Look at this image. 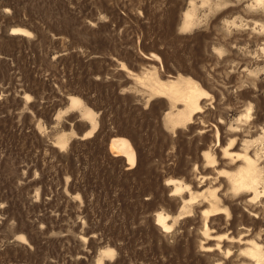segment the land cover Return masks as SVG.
<instances>
[{
	"label": "rangeland",
	"instance_id": "rangeland-1",
	"mask_svg": "<svg viewBox=\"0 0 264 264\" xmlns=\"http://www.w3.org/2000/svg\"><path fill=\"white\" fill-rule=\"evenodd\" d=\"M178 76L207 97L175 128L153 86ZM73 96L95 113L93 136ZM263 137L264 3L0 0V264H100L106 248L116 256L104 264H252L237 240L264 245V203L255 218L242 196L225 199L217 171L234 138L231 152L249 142L264 156ZM117 138L135 150L133 168L112 152ZM212 189L231 219L204 217Z\"/></svg>",
	"mask_w": 264,
	"mask_h": 264
},
{
	"label": "bare ground",
	"instance_id": "bare-ground-1",
	"mask_svg": "<svg viewBox=\"0 0 264 264\" xmlns=\"http://www.w3.org/2000/svg\"><path fill=\"white\" fill-rule=\"evenodd\" d=\"M204 1H208V0H204ZM255 2L258 5H262L264 3V0H255ZM195 8H196L195 4L192 3L191 8L188 9L184 13V21H183L182 25L185 29L191 28L192 25L194 24L195 17L197 16ZM18 33H20L21 35H29L30 34L29 32L23 31V30H19ZM150 58H153L157 62H161L160 56H158L156 54H152ZM186 80H189V78H187ZM186 80H184L181 77L179 78V76H178L177 81H175V82L169 81L170 82L169 84H160L159 86H156V84H155V87L153 86V91L155 92L154 94H157L160 97L167 98L172 102V108L166 113V116H167V119L169 120V122L174 124L175 128L177 126H181V125L185 126V124H191L194 116L199 114L202 111V107L200 105L201 100H203L204 98L207 97V93L202 91L199 88L200 87L199 85L195 86L193 83H191V81H192L191 78H190V81H186ZM185 81H186V85L184 86L181 83H185ZM195 84L197 85L196 82H195ZM178 105H181L182 108H178L177 107ZM68 106L73 111L77 110V109H83L84 110L83 119L87 120L92 125L91 126L92 128L89 131H87L86 134L83 136H84V138L93 136L94 133L97 131V128H98V121L95 118V113L93 112V110L90 108H87L84 105L83 101L79 97H74V96L70 97ZM83 110H82V112H83ZM234 139L232 140V143H230V146L228 148H225L224 151L221 150L223 152V155H224L223 159L226 160V163H224L222 165L223 168L221 167L220 169H218V171L217 170L216 171L218 172L219 178H224L227 182L224 183V185L222 183H220L219 186H222L223 190L221 188H218L217 190L219 191V189H221L223 191V197L225 199H227L230 196L234 197V198L242 196L243 201L245 202L246 206L250 208L249 213H251V215L255 217L256 215L258 216V211L254 210V208H255L254 205H257V204L259 205L261 203L262 204L264 203V201H263L264 200V156L261 155L262 153L261 154H257V153L252 154L250 152L252 144L249 142H246V146L243 150L241 149V151H242L241 153L231 152L230 148L234 147L235 143H236V141ZM260 141L262 142L261 145L264 146V137L261 138ZM57 144L63 149L67 148L69 146V139L67 138V136L65 134L60 135L58 138ZM111 149H112V152H114L118 155H123L127 159L128 163L130 164V166L132 168L135 166V164L137 162L135 150L133 149L131 143L127 139H124V138L114 139L111 142ZM206 157H207L208 161H210L212 159L210 154H208ZM216 165H218V164H216ZM210 166L212 167L213 165H210ZM210 166L208 165V167H210ZM216 177H218V176H216ZM213 179H215V178H213ZM216 182H218V181H216ZM169 184L173 187V191L175 193L184 192L183 190H184L185 186L181 182L172 180L171 182H169ZM213 185H214V183H213ZM188 187H186V188H188ZM218 191H215V189H214L213 191H211L213 193H209V195L211 194L210 200H209L210 201V203H209L210 209H208L204 213V215H205L204 217L206 218V220H209V218L220 217L223 215H226L227 216L226 218L231 219L230 218L231 212H229V209H227L228 207L226 206L225 201L221 198ZM209 195L207 194V196H209ZM195 198H197V197H195ZM193 200L191 199L190 201L192 202ZM185 205H186V203L184 204V206ZM258 205L256 207H258ZM263 214H264V212H263ZM167 220H168V217L164 216L163 214H159L157 219H156L157 225H159L163 230L169 231V230H171L173 225L172 226L169 225ZM206 223L207 222H205V224ZM204 227H205L204 228L205 229V236L210 237V233H211V231L209 230L210 228L208 227L207 224ZM259 232H261V231H259ZM260 235H261V233H260ZM218 237H222V236H218ZM211 238H207V239L209 240ZM213 238H215V237H213ZM259 238L256 237L253 239H244V241L242 240L241 242L239 241L240 239L237 240L241 244V249H243V248L245 249V255L247 257V258L246 257L245 258L249 259L254 264H264V245L261 243V238L260 239ZM22 239L25 242H27L25 237H22ZM223 239H225V238H223ZM230 239L232 240L230 242H234L235 238L230 237ZM241 239H243V237ZM219 240L221 241V239H219ZM212 241H213V239H212ZM217 241H218V239H217ZM216 245H218V244H216ZM216 248H217V250L219 248L221 250V246L219 247V245ZM206 249H208V248H206ZM211 249H213V248H211ZM211 249H210V251H211ZM115 252L116 251L114 249H111V248H106V249L102 250L101 258L98 261V263L104 264L103 258L114 257V256H116ZM228 255H230V254H228ZM228 255H226V256H228ZM240 255H242V254H240Z\"/></svg>",
	"mask_w": 264,
	"mask_h": 264
}]
</instances>
